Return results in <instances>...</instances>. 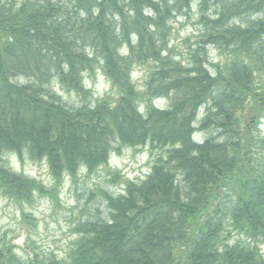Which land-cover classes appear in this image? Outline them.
Listing matches in <instances>:
<instances>
[{
    "label": "trees",
    "instance_id": "obj_1",
    "mask_svg": "<svg viewBox=\"0 0 264 264\" xmlns=\"http://www.w3.org/2000/svg\"><path fill=\"white\" fill-rule=\"evenodd\" d=\"M193 5L201 29L184 65L169 43ZM97 66L110 93L65 106L56 89L85 95ZM136 68L147 70L142 90ZM262 121L264 0H0L3 197L50 193L7 154L45 161L53 190L120 148L151 155L143 181L102 194L106 218L80 225L65 259L23 261L0 239V264H264Z\"/></svg>",
    "mask_w": 264,
    "mask_h": 264
},
{
    "label": "rangeland",
    "instance_id": "obj_2",
    "mask_svg": "<svg viewBox=\"0 0 264 264\" xmlns=\"http://www.w3.org/2000/svg\"><path fill=\"white\" fill-rule=\"evenodd\" d=\"M198 10L193 5L191 15L178 18L172 23V36L169 43L173 56L188 64V54L196 46L198 32ZM208 63L216 65L218 53L207 50ZM147 70L136 68L131 73V80L138 90L143 89ZM85 95L63 93L58 88L62 103L68 108L81 104L94 105L110 93V83L105 79L99 66L95 72L84 76ZM165 99L154 100L153 105L163 108ZM200 120V117L197 121ZM196 127H198L196 125ZM264 136V121L259 126ZM204 134L195 132L193 141L201 139ZM151 155L148 148H120L111 155L106 167L98 168L88 174L81 170L74 181L65 177L58 187L49 175L45 161L35 162L23 155L21 160L13 154L4 157L5 165L14 173L21 174L39 182L49 194L34 195L31 204H15L0 193V239L12 245L18 257L23 261L29 259H47L51 256L65 259L78 238L77 231L83 223L105 219L107 210L102 198L103 193L114 196L121 194L125 182L143 181L150 172ZM264 252V246H261Z\"/></svg>",
    "mask_w": 264,
    "mask_h": 264
}]
</instances>
